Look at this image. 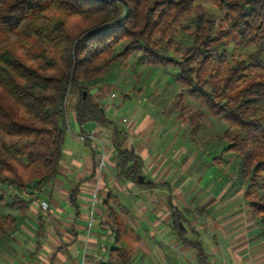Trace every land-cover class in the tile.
Segmentation results:
<instances>
[{
    "label": "trees",
    "instance_id": "16d2710c",
    "mask_svg": "<svg viewBox=\"0 0 264 264\" xmlns=\"http://www.w3.org/2000/svg\"><path fill=\"white\" fill-rule=\"evenodd\" d=\"M197 1L0 0V132L10 139L0 140V204L13 198L10 191L34 195L57 178L69 110L75 113L81 135L88 122L112 132L114 178L119 184L156 185L139 184L143 158L126 147L129 133L102 113L103 87L91 88L112 63L138 55L147 65L176 67V81L188 95L228 123L224 151L239 157L237 184L245 189V201L264 235V0H216L224 11L218 27ZM189 18L192 26H185ZM13 32L15 40L8 34ZM177 33L191 39L182 50ZM234 40L259 49L233 58L229 48ZM186 114L183 109L180 116L185 119ZM195 114L189 120L193 140L203 117ZM92 142L83 140L89 148ZM106 177L107 172L100 177L96 203ZM24 201L14 196L15 206L22 207ZM71 201L76 205V192ZM108 211L116 221L113 208ZM172 218L181 243L204 259L196 230L181 212L175 211ZM15 224L12 215L0 214V236L8 235ZM114 232L118 241L120 231ZM115 251L124 264L129 262L123 249Z\"/></svg>",
    "mask_w": 264,
    "mask_h": 264
},
{
    "label": "crops",
    "instance_id": "0c3cea01",
    "mask_svg": "<svg viewBox=\"0 0 264 264\" xmlns=\"http://www.w3.org/2000/svg\"><path fill=\"white\" fill-rule=\"evenodd\" d=\"M101 130L97 126L95 135ZM128 133L126 147L143 158L144 176L156 185L123 186L107 173L96 203V142L89 148L81 140L78 152L69 148L68 157L65 142L57 178L34 195L25 193L21 209L11 214L16 224L8 235L0 236V264H124L117 249L124 250L129 264H153V258L161 264H264V235L245 201V189L219 190L203 185V179L192 172L177 170L173 159L177 140H170L162 150L164 139L149 146ZM124 188L131 191L130 196ZM74 192L76 205L71 201ZM107 206L115 211L116 221ZM197 209L202 211L196 214ZM175 211L198 233L204 259L178 239ZM115 228L120 231L118 241ZM84 247L90 251L85 261Z\"/></svg>",
    "mask_w": 264,
    "mask_h": 264
},
{
    "label": "rangeland",
    "instance_id": "374dc122",
    "mask_svg": "<svg viewBox=\"0 0 264 264\" xmlns=\"http://www.w3.org/2000/svg\"><path fill=\"white\" fill-rule=\"evenodd\" d=\"M196 6L203 7L208 16L215 20L218 27L220 20L224 17V11L216 5V0H198ZM194 16L196 13L193 14ZM184 25L192 26L191 18L187 19ZM8 34L14 40L17 38L15 32ZM176 37L180 43V50L191 42L188 35L183 36L181 33H177ZM122 46L123 43L117 46V50H120ZM258 49L257 45L247 48L238 40H234L229 51L233 58H238L241 55L247 56ZM35 51H40L39 46L35 47ZM173 56L180 57V55ZM141 57L131 56L127 61L118 60L112 63L102 78L91 84V88L103 87L101 96L104 97V113L107 118L114 121L120 129L130 132L134 138H141L149 146L164 139L161 148L163 150L165 146L169 145L170 140H177L176 149L173 151V159L178 162L177 170L182 169V172L187 170L192 172L191 175H198L203 179V185L215 186L219 190L229 189V187L238 188L236 170L239 166V157L224 151L228 142L223 135L229 129L228 123L213 116L201 101L188 95L187 88L176 81L178 70L176 67L147 65ZM91 94L96 96L97 91H92ZM181 101H183V108L179 105ZM183 109H186L187 112L185 119L180 116ZM261 111L264 112V107ZM197 112L202 113L203 117L197 137L193 140L191 135L193 127L190 126L191 121L189 120L191 115ZM125 117L129 122L124 124L122 119ZM68 122L71 124L73 134L68 132L64 149L65 157H68L69 148L78 152V146L83 144L78 136L80 127L73 110L68 112ZM98 139L107 151L106 167L108 169H105V173L107 170L110 178L116 180L114 169L111 167L112 132L102 129ZM0 140L9 141L10 139L0 132ZM96 144L99 151L103 153L102 145L99 142ZM183 148L186 150L185 153ZM102 155H98L97 160L99 158L102 160ZM240 190H244V188L241 187ZM10 195L13 196L12 199L8 198L6 204H0V214L3 217L17 214L21 209L14 205V196L23 197L24 195L15 191H10ZM206 233L208 234V232ZM170 250H174V248ZM89 252V248L84 247L83 257L87 259ZM153 260L156 264L161 262L157 258H153ZM153 260L151 261L153 262ZM154 262L153 264H155Z\"/></svg>",
    "mask_w": 264,
    "mask_h": 264
},
{
    "label": "built area",
    "instance_id": "2783aa9c",
    "mask_svg": "<svg viewBox=\"0 0 264 264\" xmlns=\"http://www.w3.org/2000/svg\"><path fill=\"white\" fill-rule=\"evenodd\" d=\"M122 122L125 124V123H128L129 122V120L125 117V118H123L122 119ZM67 128H68V132H71L72 133V129H71V125H70V123L68 122V124H67ZM79 136V138L81 139V140H85V139H90V140H93V141H95V142H99L101 145H102V147H103V153H101V155H102V160H101V158H99V160H98V165H99V167H98V171H99V179H98V184H99V181H100V177H101V175L103 174V173H105V169H108V167H106V156H107V151H106V148H105V146L101 143V141L98 139V136H96L95 135V132L94 133H88V132H86V134H84V135H78ZM100 155V156H101ZM106 172H107V170H106ZM125 191H126V189H125ZM130 191L129 190H127L126 191V194L127 195H130ZM97 197H98V189L96 190V192H95V195H94V201L96 202V199H97ZM45 207H47V204H43ZM86 260V258H84V261Z\"/></svg>",
    "mask_w": 264,
    "mask_h": 264
},
{
    "label": "water",
    "instance_id": "95a60500",
    "mask_svg": "<svg viewBox=\"0 0 264 264\" xmlns=\"http://www.w3.org/2000/svg\"><path fill=\"white\" fill-rule=\"evenodd\" d=\"M86 97H87V93L85 92L84 98H86ZM102 113L105 114L104 109H102ZM97 126H98V124L95 122H88L84 125V131L88 132V133H94ZM138 182H139V184H147V185H150L153 183L152 181L147 180L144 175L139 176Z\"/></svg>",
    "mask_w": 264,
    "mask_h": 264
}]
</instances>
